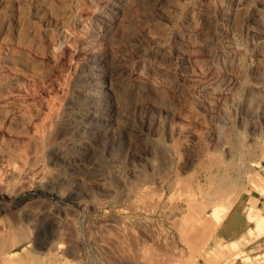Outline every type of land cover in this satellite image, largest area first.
<instances>
[{
    "label": "rangeland",
    "instance_id": "rangeland-1",
    "mask_svg": "<svg viewBox=\"0 0 264 264\" xmlns=\"http://www.w3.org/2000/svg\"><path fill=\"white\" fill-rule=\"evenodd\" d=\"M261 220L264 0H0V264H264Z\"/></svg>",
    "mask_w": 264,
    "mask_h": 264
},
{
    "label": "bare ground",
    "instance_id": "bare-ground-1",
    "mask_svg": "<svg viewBox=\"0 0 264 264\" xmlns=\"http://www.w3.org/2000/svg\"><path fill=\"white\" fill-rule=\"evenodd\" d=\"M127 2V1H126ZM118 4V3H117ZM111 6V8L113 9V12H114V10H115V18H119L120 17V15L123 13V7H125L126 8V4L125 3H122V4H118V5H115V4H112V5H110ZM102 13V12H101ZM114 13H112V15L114 14ZM106 15V14H105ZM100 16V18H101V15H99ZM106 20V19H105ZM96 89V88H95ZM98 89V88H97ZM94 90V89H93ZM97 91V90H96ZM98 92V91H97ZM96 92H94V94H95ZM93 94V95H94ZM97 95V94H96ZM95 95V96H96ZM98 96V95H97ZM90 97H92V95H90ZM100 97V96H99ZM98 99V98H97ZM100 99V98H99ZM90 101H91V99H90ZM93 101V100H92ZM93 102H95L96 103V101H93ZM97 102H99L100 103V101L98 100ZM95 103H93V104H95ZM98 103V104H99ZM92 104V103H91ZM92 104V105H93ZM97 105V104H96ZM111 107V106H110ZM93 108V107H92ZM96 108V107H95ZM91 110H93V109H91ZM112 110H114V108H112ZM94 111H97L96 109L94 110ZM99 111H100V109H99ZM115 112V111H114ZM96 113V112H95ZM112 113V112H111ZM98 115V114H97ZM96 115V116H97ZM113 115V114H112ZM94 116H95V114L93 113V112H86V114H85V119L87 120V119H91V118H94ZM82 117V116H81ZM97 118V117H96ZM95 120V119H94ZM93 120V121H94ZM88 123V122H87ZM91 123V122H90ZM110 123V122H109ZM109 128V127H108ZM110 129V128H109ZM107 131V130H106ZM55 189V188H54ZM50 191H52V190H50ZM62 192V191H61ZM60 191H56V189L55 190H53V192H48V193H46L47 194V196H51V197H54L56 200H60V199H62L63 198V195H62V193H61ZM44 193V192H43ZM120 215H122V216H124L123 214H120ZM129 215V214H128ZM132 215V214H131ZM121 216V217H122ZM134 217V216H133ZM132 217V218H133ZM136 218L138 217V215H136L135 216ZM134 217V218H135ZM140 217V216H139ZM138 217V219H135L136 221V223L138 222L139 224L141 223V222H143V221H141L140 220V218ZM207 217V216H206ZM123 218V217H122ZM126 217H124V219H125ZM128 218V217H127ZM131 218V219H132ZM196 218V217H195ZM198 218V217H197ZM204 218V217H203ZM142 219V218H141ZM145 219V218H144ZM143 219V220H144ZM134 220V219H133ZM148 220V219H147ZM195 220V219H194ZM128 221H130V220H128ZM127 221V222H128ZM148 221H150V220H148ZM197 222V224H198V221H196ZM205 222V221H204ZM264 222V220H261V223H263ZM134 223V222H133ZM201 223V222H200ZM145 224V223H144ZM146 224H147V221H146ZM145 224V225H146ZM131 225V224H130ZM145 225H143V226H145ZM149 225V224H148ZM147 225V226H148ZM211 225V224H210ZM131 226H133L134 227V225H131ZM130 226V227H131ZM138 226V225H137ZM146 226V227H147ZM203 226V225H202ZM205 226V225H204ZM213 227V226H212ZM150 228H153L152 226H150ZM179 228V227H178ZM181 228V227H180ZM184 228V227H183ZM186 228V227H185ZM199 228H201V227H199ZM131 229V228H130ZM143 229H144V227H143ZM154 229V228H153ZM156 229V228H155ZM190 229V228H189ZM188 229V230H189ZM210 229H212V228H210ZM134 230V229H133ZM174 230H175V228H174ZM178 230V229H177ZM139 231V230H138ZM142 231V230H141ZM140 231V232H141ZM190 231V230H189ZM189 231H188V233H189ZM145 232V231H144ZM179 232V231H178ZM184 232H185V234H184ZM165 233V232H164ZM180 233V232H179ZM183 233V237L186 235H190V234H186V230L185 231H182L181 232V234ZM157 234V233H156ZM163 234V233H162ZM167 234V233H166ZM150 235V234H149ZM147 236V235H146ZM179 236V235H178ZM185 236V237H186ZM191 236V235H190ZM136 237V236H135ZM150 237V236H149ZM193 237V236H192ZM151 238V237H150ZM174 238V237H173ZM180 238L182 239V240H184V238H182V236L180 235ZM187 238H188V236H187ZM186 238V239H187ZM136 239V238H135ZM165 239V238H164ZM194 239V238H193ZM138 240V239H137ZM136 241V240H135ZM162 241V240H161ZM166 241V240H165ZM164 241V244L166 245V243H167V241L165 242ZM170 241V240H169ZM179 241H181V240H179ZM163 242V241H162ZM184 242V241H183ZM190 242V241H189ZM202 242H203V240H202ZM207 242V241H206ZM185 243V242H184ZM191 243V242H190ZM190 243H189V245H190ZM137 244H139V243H137ZM186 245V244H185ZM187 245H188V240H187ZM145 246V245H144ZM167 246V245H166ZM169 247V246H168ZM177 247V246H176ZM174 248V247H173ZM161 249V248H160ZM147 250H149V249H147ZM152 250V249H151ZM172 250V249H171ZM140 251H142V250H140ZM165 251V250H164ZM168 251V250H167ZM175 251V250H174ZM182 251V250H181ZM143 252V251H142ZM163 252V251H162ZM161 252V253H162ZM138 253H139V251H138ZM148 253V252H147ZM169 253H174V252H171V251H169ZM140 254V253H139ZM143 254V253H142ZM155 254V253H154ZM154 254H151L152 256H150V254L148 253V256H150V257H153V255ZM157 254H159V256L157 255ZM156 254V257H153V258H155L154 260H152V264H153V262H154V264H177V261H179V259H176L177 257L174 255V254H172V255H170V254H168V253H163V255L162 254H160V253H157ZM168 254V255H167ZM176 254L178 255V253L176 252ZM144 255H147L145 252H144ZM140 256V255H139ZM138 256V257H139ZM142 256V255H141ZM139 257V258H142L143 259V257ZM172 256H174V257H172ZM135 257V256H134ZM146 259H148L149 260V262H146V260H145V264H151L150 262V260L152 259V258H150L149 259V257L147 258V256H144ZM179 257V256H178ZM184 259V258H183ZM182 261V260H181ZM181 261H179V264H180V262Z\"/></svg>",
    "mask_w": 264,
    "mask_h": 264
}]
</instances>
